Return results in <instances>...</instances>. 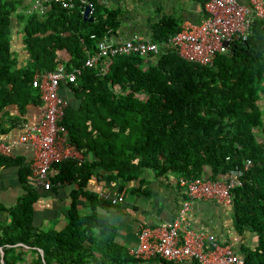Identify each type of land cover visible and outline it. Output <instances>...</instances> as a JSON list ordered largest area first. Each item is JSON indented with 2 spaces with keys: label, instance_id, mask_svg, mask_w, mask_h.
I'll return each mask as SVG.
<instances>
[{
  "label": "trees",
  "instance_id": "trees-1",
  "mask_svg": "<svg viewBox=\"0 0 264 264\" xmlns=\"http://www.w3.org/2000/svg\"><path fill=\"white\" fill-rule=\"evenodd\" d=\"M198 1L202 7L206 2ZM72 2L71 9L52 4L39 15L27 13L23 0H0V134L19 127L29 106L44 104L32 86L35 75L60 66L67 72L79 69L74 83L60 85L72 95L67 100L59 91L68 101L61 125L85 159L81 165L64 160L51 167L56 171L50 176L52 189L76 186L62 226L47 231L33 227L39 197L28 187L15 207L0 208L8 218L0 222V264H173L134 259L118 242L117 227L103 217L116 206L100 190H88L89 183L94 180L104 189L114 182L112 194L124 195L126 186L147 183L145 171L157 178L226 181L247 160L253 166L244 183L231 191L229 208L235 230L255 237L254 245L241 247L239 255L245 264H264V141L257 138L263 130L264 22L255 20L247 40L233 43L211 67L169 50L150 58L116 57L101 75L99 68L84 66L83 47L93 52L108 31L114 34L120 11L100 0ZM88 4L92 22L83 19ZM152 28L149 41L157 44L180 31L179 23L167 16ZM14 31L21 36V48H15ZM13 107L19 116L9 115ZM19 162L0 155V170ZM29 174L28 167L21 170L25 186ZM132 192L151 195L138 188Z\"/></svg>",
  "mask_w": 264,
  "mask_h": 264
},
{
  "label": "built area",
  "instance_id": "built-area-1",
  "mask_svg": "<svg viewBox=\"0 0 264 264\" xmlns=\"http://www.w3.org/2000/svg\"><path fill=\"white\" fill-rule=\"evenodd\" d=\"M30 1L27 13L39 15L52 4L62 9L74 6L72 0ZM87 6L90 7L91 16L92 7L89 4ZM202 11L203 19L199 23H183L179 32L160 44L140 35L115 41L113 34L108 31L96 42L93 52L83 47L86 54L84 66L95 70L99 68L101 75H105L116 57L137 55L150 58L174 50L185 61L211 67L218 56L230 52L233 43L247 40L255 20L264 22V0H206ZM79 74V69L67 72L60 66L55 72L35 75L33 78L32 86L39 90L45 110L37 125H25V132L19 137L18 143L33 149L30 181L35 190L51 191L53 184L50 171L54 164L74 160L81 165L85 160L77 147L68 140L67 132L61 125L68 101L60 96V85L74 83ZM114 89L118 91L117 87ZM263 103L264 91L260 105ZM5 153L11 155V149L5 146ZM252 166V161L247 160L241 168L236 167L226 181L179 179V185L185 189L186 199L181 203L175 220L161 226H139L135 231L137 245L129 254L136 260L158 258L173 264H245L242 258L234 254L231 245L221 243L213 234L190 228L187 218L196 200H212L218 205L229 207L231 191L242 185L245 173ZM114 187L115 183L111 182L109 190L112 191ZM100 196L112 204L124 200L122 195L112 196L107 191H101Z\"/></svg>",
  "mask_w": 264,
  "mask_h": 264
},
{
  "label": "crops",
  "instance_id": "crops-1",
  "mask_svg": "<svg viewBox=\"0 0 264 264\" xmlns=\"http://www.w3.org/2000/svg\"><path fill=\"white\" fill-rule=\"evenodd\" d=\"M30 3V0H23L27 7ZM100 3L110 10L120 11V26L113 34L115 41H124L133 35H140L149 40L153 34L154 23L164 16L174 18L180 27L185 22L199 23L203 19L202 4L198 0H100ZM14 37L17 38L15 48H21V36L17 31H14ZM60 94L67 100L72 98L71 92L65 86L60 89ZM263 105L264 103L261 106ZM44 110L45 104L40 107L29 106L22 117L24 122L19 127L7 135L0 134V155L21 163L0 170V208L15 207L27 193L25 187L35 190L31 185L30 174L26 186L20 177L24 167L30 170L33 149L29 145L19 144L18 140L25 132V125L31 127L39 123ZM9 112L12 117L19 116L14 107ZM5 146L11 149V155L5 153ZM55 173L56 171L51 169L50 176L53 177ZM97 173L103 174L101 170ZM142 178L147 181L145 185L139 187V184L135 183L126 186V194L122 195L123 202L114 204L116 208L103 215L117 227L118 242L127 246L129 251L137 245L135 231L139 226L154 227L171 223L175 220L181 203L186 199L185 189L179 185V180L174 175L157 178L154 173L145 171ZM75 188V184H66L48 192L35 190L39 198L34 204L33 227L47 231L62 226L65 223L64 214L71 203L69 195ZM101 188L102 186L94 180L88 185V190L112 193L108 187ZM136 188L150 191L151 195L147 197L134 194L132 191ZM79 206L82 209L87 208L86 203L82 201H79ZM187 219L190 228L213 234L219 241L232 244L238 254L242 252L241 247L249 248L254 245L255 237L249 233L240 235L235 230L230 208L217 205L212 200L193 202ZM4 220H8L7 214L0 212V222Z\"/></svg>",
  "mask_w": 264,
  "mask_h": 264
},
{
  "label": "water",
  "instance_id": "water-1",
  "mask_svg": "<svg viewBox=\"0 0 264 264\" xmlns=\"http://www.w3.org/2000/svg\"><path fill=\"white\" fill-rule=\"evenodd\" d=\"M89 13H90V7L87 6L83 11V19L92 22L93 17L89 16ZM40 253L42 254V251H40ZM2 255H3V252H2V249L0 248V256H2Z\"/></svg>",
  "mask_w": 264,
  "mask_h": 264
},
{
  "label": "rangeland",
  "instance_id": "rangeland-1",
  "mask_svg": "<svg viewBox=\"0 0 264 264\" xmlns=\"http://www.w3.org/2000/svg\"><path fill=\"white\" fill-rule=\"evenodd\" d=\"M140 99H142V96H140ZM262 119H263V130L261 132L258 133V140L260 142H263L264 141V105L262 107Z\"/></svg>",
  "mask_w": 264,
  "mask_h": 264
},
{
  "label": "clouds",
  "instance_id": "clouds-1",
  "mask_svg": "<svg viewBox=\"0 0 264 264\" xmlns=\"http://www.w3.org/2000/svg\"><path fill=\"white\" fill-rule=\"evenodd\" d=\"M260 108H261V111H262V106L260 105ZM218 180H221V179H218ZM225 180H227V179H225ZM212 181V180H211ZM244 183V181L242 180V184ZM238 187H240V186H238ZM107 193H109V192H107ZM109 194H111L112 196H113V194L112 193H109ZM114 195H116V194H114ZM123 197V196H122ZM114 205V204H113ZM218 205V204H217ZM221 206V205H220ZM230 207V206H229ZM189 225V224H188ZM219 241V240H218ZM221 242V241H220ZM221 243H223V242H221ZM226 244V243H225ZM227 245H231L232 246V249H233V252H234V254H236L237 256H239L240 258H242L241 257V255H239V254H237L236 252H235V249H234V247H233V245L232 244H228L227 243ZM243 259V258H242Z\"/></svg>",
  "mask_w": 264,
  "mask_h": 264
}]
</instances>
